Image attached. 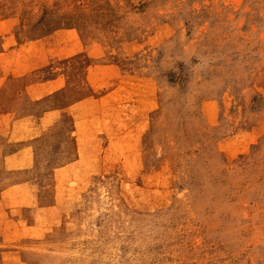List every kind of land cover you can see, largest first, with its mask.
<instances>
[{"label": "rangeland", "instance_id": "374dc122", "mask_svg": "<svg viewBox=\"0 0 264 264\" xmlns=\"http://www.w3.org/2000/svg\"><path fill=\"white\" fill-rule=\"evenodd\" d=\"M0 264H264V0H0Z\"/></svg>", "mask_w": 264, "mask_h": 264}]
</instances>
